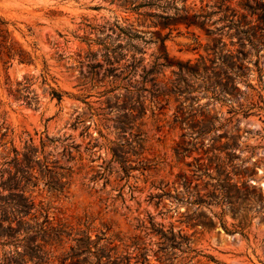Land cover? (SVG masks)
I'll return each mask as SVG.
<instances>
[{
	"label": "rangeland",
	"instance_id": "374dc122",
	"mask_svg": "<svg viewBox=\"0 0 264 264\" xmlns=\"http://www.w3.org/2000/svg\"><path fill=\"white\" fill-rule=\"evenodd\" d=\"M137 2L142 5L132 9L118 0H0V17L15 48L30 55L29 60L17 53L0 58V162L13 147L29 146L38 157L58 158L74 169L62 191L48 188L36 170L37 178L25 189L33 206L24 218L41 220L46 213L52 223L86 228L92 236L102 230L118 252L130 255L137 252L136 236L147 248L145 264L168 262L156 251L161 237L151 223L191 236L198 252L176 248L173 264H264V46L247 52L243 67L230 71L235 73L227 87L234 95L201 82L202 68L187 76L192 84L187 97L177 89L178 60L195 63L203 55L212 74L217 67L207 59L209 46L242 56L249 46L241 45L233 22L254 23L262 11L250 13L245 3L254 5L252 0ZM183 7L203 14V25L178 23ZM127 78L134 82L132 100L140 98L145 108L126 130L111 120L104 127L90 106H104L107 98L122 102ZM26 79L30 86L23 90ZM50 86L67 93L57 100ZM180 106L195 112L197 125L181 120L187 113L181 115ZM105 110L108 116L121 112L118 106ZM77 115L81 121L73 126ZM199 125L209 130L201 137L195 132ZM105 136L119 142L138 136L141 148L127 155L135 164L129 176L118 179L120 169H113L104 185L103 177L88 176L103 158L111 159ZM68 145L74 158L67 161ZM116 184L122 186L120 195ZM196 189L210 195L191 202L194 196L187 192ZM186 214L212 223L192 224L195 219Z\"/></svg>",
	"mask_w": 264,
	"mask_h": 264
},
{
	"label": "trees",
	"instance_id": "16d2710c",
	"mask_svg": "<svg viewBox=\"0 0 264 264\" xmlns=\"http://www.w3.org/2000/svg\"><path fill=\"white\" fill-rule=\"evenodd\" d=\"M118 1L123 6L132 9L139 8L142 5V2H137V0ZM252 1L254 5L245 3V5L249 6L250 13H253L256 8H260L262 11V14L255 19L256 21L254 23L252 20L233 22L237 32H241V45H248L249 48L246 51L242 48V56L239 54L234 56L221 52L220 49H217L216 44L209 46L211 48V56L208 53L207 59L211 63L216 62L217 67L212 74L208 72L209 67L205 64L206 58L203 55L199 57L200 61L195 63H191L190 59H186L185 61L178 60V93L184 94V97H187L186 92L189 91V87L192 85L188 82L187 76L200 74L202 68V72L204 71V73L200 74L201 82L211 84L213 87L212 91H214L213 89H219L220 92L234 95V92L228 90L229 88L227 87L228 78H232V73H235H230V71L243 67L242 57L247 52L252 49L257 51L258 46H264V1ZM183 11V13L178 14V23L182 22L186 27H189L192 24L202 26L205 22L204 19L199 20V17L203 14L189 12L184 7ZM244 17H246L245 14L243 15V19ZM241 21L244 22L241 23ZM6 23L7 21L0 17V58L4 56L12 57V55L17 53L20 60H29L30 55L27 51L23 48H15L13 38L9 36L10 30L5 26ZM162 23L165 27L169 22L163 21ZM238 60H241L239 64ZM137 62L131 64V71L134 72ZM143 69L145 70L144 66ZM46 74H43L44 79L46 78ZM222 74L225 75V82L221 81ZM126 80L130 86H125L126 93L130 94V102L126 100V93H122V102H118V99H116L111 103L107 98L105 101L106 105L104 106H90V108H93L92 114L100 118L104 127H109L108 121L111 120L116 128H119L121 131L126 130L130 122L138 117L145 108L143 100L140 98H137L136 101V98L132 100L135 90L134 82L130 78ZM29 86L30 81L26 79L23 81L21 89L26 90ZM50 87L49 93L52 97H56L57 100H60L63 94L67 93L65 90ZM17 90L19 89L17 88ZM24 97L27 98L26 103H31V97L27 94ZM136 102L138 103L136 104ZM113 106H118L121 112L114 116H108V110H105V108L111 110ZM191 110H185L183 106H180L178 112L181 115L186 112L187 114L183 115L181 120H190V126L194 127L198 124V121L193 120L195 112ZM207 120L208 118L204 116L200 119V122L204 124ZM80 121V115H77L71 125L75 126ZM208 131L207 128L201 127V125L195 130L198 137L203 136ZM98 134L104 136L101 128L98 129ZM93 138V145H96L98 143L97 137ZM105 138L110 143L107 145V148L111 153V159L106 161L103 158V162L106 161V163L103 164L102 162V164H99V168L88 176V179L93 181H96L97 177H103L104 185L110 181L107 173L113 169L115 171L120 169L121 173H118V179L129 176L130 170L135 168V164L128 162L129 157L127 155L128 153H137L135 150L141 148V138H138V136L132 141L127 139L123 142L107 138L106 136ZM63 155H65L67 161L74 158L70 145L65 146ZM112 161L118 162L120 168L116 169L111 163ZM141 161H139V164L143 165ZM79 168L81 169L82 166H79ZM36 170H39L44 175L45 184L48 188L57 191L64 190L74 172L72 164L61 163L58 158H49L46 155L38 157L36 150H33L29 146H25L24 150H18L13 147L11 154H6V158L0 162V264H29V261L33 264H145V261L148 260L146 257L147 248L145 245H139L140 242L136 239V236L132 240V243L137 245V252L134 255H130L128 252H118L116 244H111V241L108 240V237H106L105 232L102 230L92 236L86 228H67L62 222L52 223L46 213L41 220L33 219L30 222L28 219H25L24 216L33 206V201L25 193V189L27 184L32 182V177L37 178ZM82 176L85 177L86 175L83 174ZM115 188L118 190L116 195H120L122 186L116 184ZM188 194L189 198L191 195L194 196L189 201L196 203H200L204 200V197L210 195L209 192L201 193L199 189H196L192 194L191 192H187ZM186 218L195 219L192 224L209 225L212 223V219L205 220V218H201L200 216L186 214ZM151 227L161 237L156 251L162 252L159 255L160 259L168 261L167 263L164 261L163 264H173L171 261L173 256L176 255H174L176 248H180L181 251L195 250L196 253L198 252L190 245V241H192L191 236L182 233L181 230L174 231L173 227L164 230L162 227H154L153 223H151ZM183 244H185V248H181ZM132 257H135L134 261H131ZM209 257L213 258L210 254ZM182 264L190 263L187 261Z\"/></svg>",
	"mask_w": 264,
	"mask_h": 264
}]
</instances>
